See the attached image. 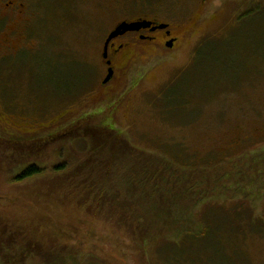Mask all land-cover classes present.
Here are the masks:
<instances>
[{
	"label": "rangeland",
	"instance_id": "obj_1",
	"mask_svg": "<svg viewBox=\"0 0 264 264\" xmlns=\"http://www.w3.org/2000/svg\"><path fill=\"white\" fill-rule=\"evenodd\" d=\"M23 2L27 6L23 18L0 14V114L10 112L13 124L8 128L0 122V139L36 141L60 137L64 132L78 136L74 128L91 116L89 122L97 124L103 119L134 148L185 171L223 163L219 167L232 168L235 174L243 169H235L236 164L264 154V0ZM139 17L170 24L176 44L169 49L133 41L129 61L116 64L113 83L104 87L107 71L101 55L105 40L117 24ZM4 29L21 34L16 43L21 42L25 52L13 59L10 51L1 50ZM2 56L6 58L2 60ZM110 92L115 95L106 99ZM27 121L38 125L32 136L27 135L31 133ZM5 128L12 130L7 133ZM64 146V141H54L37 158L42 157L50 169L65 154ZM71 146L78 151L89 148L82 139H75ZM12 162L20 161L0 160V186L10 189L0 191V212L9 200L18 199L7 215L26 227L39 226L31 218L34 204L42 205L35 191L46 190L38 182L13 183L19 172L14 174ZM234 191V187H225L221 196L200 206L197 223L213 220L203 217L205 213L235 208L241 200H235ZM249 203L256 216L264 217V198ZM246 220L238 224L248 232ZM51 230L54 234L52 223ZM30 231L31 227L23 234L29 238ZM78 235L86 239L85 250L91 251L90 256L105 248L99 237L92 241L81 230ZM113 243L108 247L124 245L130 251L126 243L117 239ZM242 244L241 254L213 252L207 257L209 262L205 258L200 263L264 264V234L246 236ZM101 255L106 257V253ZM144 256V264H165L167 254H162L161 242H148ZM107 257L117 264L142 260L133 250L117 260L110 252ZM84 258L91 264L92 258ZM39 263L38 259L27 264Z\"/></svg>",
	"mask_w": 264,
	"mask_h": 264
},
{
	"label": "trees",
	"instance_id": "obj_2",
	"mask_svg": "<svg viewBox=\"0 0 264 264\" xmlns=\"http://www.w3.org/2000/svg\"><path fill=\"white\" fill-rule=\"evenodd\" d=\"M90 119L88 116L74 126L78 136L64 132L60 137L30 143L0 139V160L20 161L12 162L14 174L19 172L13 183L38 182L46 190L35 191L42 205L34 204L31 218L39 226L26 227L23 221L7 215L18 199L4 204L0 212L1 264H27L38 259L39 264H88L86 255L92 258L91 264H117L107 257L109 252L117 260V256L123 258L132 250L141 257L139 264H144L148 242H161V252L167 254L165 264H201L200 259L206 261L213 252L239 254L246 236L264 234V217L256 216L254 208L249 207V202L264 198V154L236 164L235 169H243L235 174L232 168L219 167L223 163L185 171L134 148L125 135L104 124L103 119L97 124ZM75 139H82L89 148L78 151L71 146ZM54 141H64L65 154L49 169L37 155ZM228 186L237 189L232 194L241 202L229 210L205 213L203 217L208 215L213 220L198 224L199 207L221 196ZM9 190L0 186V191ZM244 219L249 221L248 232L238 224ZM86 225L90 228H83ZM30 227L27 238L23 232ZM79 230L87 232L92 241L99 237L105 248L97 253H106V257L97 253L90 256ZM116 239L128 244L130 251L124 245L108 247ZM89 247L93 250L92 244Z\"/></svg>",
	"mask_w": 264,
	"mask_h": 264
},
{
	"label": "flooded vegetation",
	"instance_id": "obj_3",
	"mask_svg": "<svg viewBox=\"0 0 264 264\" xmlns=\"http://www.w3.org/2000/svg\"><path fill=\"white\" fill-rule=\"evenodd\" d=\"M202 1L203 3H206L208 0H202ZM26 7L27 6L24 4L23 0H0V14L6 18H20V19L23 18L26 15V9H27ZM125 22L126 23L148 22V23H151L152 26L150 29H142L141 31H138V32L127 33L126 35L113 40L109 45L108 59L104 60L103 54H104V47H105L106 41L108 40L111 33ZM161 25H168V28L165 30H153V29H157L158 26H161ZM113 31L108 35V37L105 40L103 50H102L101 60L106 68L107 75H108V70L111 68L114 71V77L112 81L108 83L107 85H104L103 83L104 87H107L111 83H113L116 77V69H117L116 64L118 62L129 61L130 55H132L133 53V46H132L133 41H135L134 43H139L142 45L146 44V45H150L154 47H158L159 45L162 47H167V45L171 42L173 43V47H174L177 41L176 38L173 37L170 24H165L151 17H139V18H134L133 20L125 19L119 24H117ZM1 36L3 37V44L1 45V50L5 51L7 49V51H10L11 59L25 52V51H22L23 48L21 46V42L16 43L17 41L16 39L21 36L20 33L18 34L16 29H4V31L1 32ZM125 40H128V41L124 42ZM34 50H32V52ZM3 58H6V56H2V60ZM108 63H110V65H108ZM3 92L4 91L1 90V94H3ZM114 95H112L110 92L108 95H106V99L107 98L111 99ZM10 114L11 113L8 111H4L0 114V122L2 124L4 123L3 127L4 126L8 128L13 127V124L11 121L12 117L10 116ZM41 124H45V123H41ZM37 126L38 125L32 121L28 122L26 128H30L31 133L27 135H31V136L34 135V133H36L35 130L37 129ZM14 128H16V126H14ZM17 129H20V128H17ZM11 130L12 129L5 128L4 132L10 133ZM16 133H17L16 135H18V132ZM19 142L30 143L34 141L26 140V141H19Z\"/></svg>",
	"mask_w": 264,
	"mask_h": 264
},
{
	"label": "water",
	"instance_id": "obj_4",
	"mask_svg": "<svg viewBox=\"0 0 264 264\" xmlns=\"http://www.w3.org/2000/svg\"><path fill=\"white\" fill-rule=\"evenodd\" d=\"M152 26L151 23L148 22H138V23H123L121 24L117 29H115V31H113L111 33V35L109 36L108 40L106 41L105 47H104V54H103V59L107 60L108 59V49H109V45L110 43L119 38L122 37L124 35H126L127 33H131V32H138L141 31L142 29H150ZM168 28V25H161L158 26L157 29H153V30H165ZM167 47L169 49H173V43H169L167 45ZM108 65H110V63H108ZM114 77V71L110 68L108 70V75L104 81V85H107L108 83H110L112 81Z\"/></svg>",
	"mask_w": 264,
	"mask_h": 264
}]
</instances>
